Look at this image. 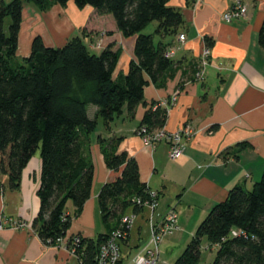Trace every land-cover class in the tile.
I'll return each instance as SVG.
<instances>
[{
  "label": "crops",
  "instance_id": "crops-1",
  "mask_svg": "<svg viewBox=\"0 0 264 264\" xmlns=\"http://www.w3.org/2000/svg\"><path fill=\"white\" fill-rule=\"evenodd\" d=\"M243 1L246 17L227 24L221 17L232 0H169L168 6L182 15L184 23L179 31L162 37L154 35L156 24L150 33H145L150 25L143 31L153 35L155 45L172 53V65L163 82L156 86L148 82L143 88V104L132 116L124 109L105 124L97 116V108L88 106L89 119L96 118L89 146L85 147L93 166L92 192L80 213L72 218L65 239L76 234L95 239L107 232L97 196L102 185L120 175L122 168L108 169L102 153L116 141V153L134 159L140 182L158 195L154 212L143 208V213L134 217L127 243L130 248L147 239L149 231L141 216L151 215L156 220L172 209L178 229L167 239L174 235L179 240L193 237L209 210L233 187L250 189L260 179L264 169V50L258 44V33L264 23V0ZM29 5L33 7L28 11L24 8L22 13L17 58L29 55L35 37L41 38L46 47L58 48L78 36L96 55L109 46L118 51L112 78L126 75L129 63L135 60L136 37L124 38L111 16H99L90 7L79 9L71 1L63 7L52 4L48 11ZM180 33L185 36L183 42L178 40ZM97 35L96 49L90 44ZM203 46L209 48L210 56L202 77L197 79ZM151 105L166 109L164 131L172 133L183 125L190 128L178 159L169 157L165 141L149 148L137 135ZM39 179V153L23 170L17 190H10L7 177L0 175V264H81L64 244L46 245L31 228L39 210ZM73 210L68 203L67 212L72 214ZM131 215L128 209L125 216ZM11 223H23L24 227L10 228Z\"/></svg>",
  "mask_w": 264,
  "mask_h": 264
},
{
  "label": "trees",
  "instance_id": "trees-1",
  "mask_svg": "<svg viewBox=\"0 0 264 264\" xmlns=\"http://www.w3.org/2000/svg\"><path fill=\"white\" fill-rule=\"evenodd\" d=\"M70 1L79 9L90 7L99 16H111L124 38L136 37L135 60L129 63L125 76L112 78L118 51L109 46L96 55L78 36L58 48L46 47L41 38L35 37L29 55L17 58L24 5L46 10L52 4L63 7ZM168 2L0 0V175L7 177L10 190H17L23 170L39 153V210L31 228L44 244L56 245L57 240L65 238L72 218L91 196L93 166L85 147L89 146L96 118L89 119L88 106L97 108V116L105 124L124 109L132 116L143 104V88L148 82L159 85L171 67L172 57L166 56L165 47L155 45L152 34L143 33L151 23H156L154 35L179 31L184 23L182 15ZM258 44L264 50V23ZM166 118V109L151 105L139 127L158 131L165 126ZM117 143L102 150L108 169L122 168L114 181L102 185L97 196L107 232L95 239H81L77 247L81 264H96L100 244L113 231L123 230L128 239L129 229L122 223L126 211L139 215L143 213L142 204L151 201L147 187L139 180L136 161L117 154ZM139 199L141 205L136 202ZM68 203L74 208L72 214L67 212ZM203 239L209 247L217 248L211 264H264V169L250 189L233 187L209 210L173 264H198Z\"/></svg>",
  "mask_w": 264,
  "mask_h": 264
},
{
  "label": "built area",
  "instance_id": "built-area-1",
  "mask_svg": "<svg viewBox=\"0 0 264 264\" xmlns=\"http://www.w3.org/2000/svg\"><path fill=\"white\" fill-rule=\"evenodd\" d=\"M198 1V0H197ZM247 14V5L243 0H232L230 7L222 14V21L230 24L234 21L244 19ZM178 40L183 42L185 36L180 33ZM168 58L172 57V53L166 52ZM210 51L207 46H203L202 53L199 59V70L196 71L195 76L197 79L202 77V72L208 64V58ZM137 135L140 137L143 146L153 148L158 142L165 141L169 145V157L174 160L178 159L184 152L185 141L189 138L190 128L187 125H183L175 132L169 133L163 129L158 131H150L146 127H139L136 130ZM148 196L151 201L144 202L142 207H151L152 211L156 207L157 193L155 191L147 190ZM141 205L140 199L136 201ZM135 216H125L122 219V223L130 230ZM151 226L148 232V237L145 244L138 249L133 264H157L160 255V246L162 244V238L178 229L176 223V215L172 209H169L163 216L155 221L150 217ZM17 227H23V223H17ZM126 234L123 230H116L110 233L103 243L100 244L96 254V264H117L120 259L119 246L117 241L125 239ZM83 237L81 235H73L69 240L68 249L70 252L77 253V247L80 244ZM64 242L65 238L57 240V242Z\"/></svg>",
  "mask_w": 264,
  "mask_h": 264
},
{
  "label": "rangeland",
  "instance_id": "rangeland-1",
  "mask_svg": "<svg viewBox=\"0 0 264 264\" xmlns=\"http://www.w3.org/2000/svg\"><path fill=\"white\" fill-rule=\"evenodd\" d=\"M10 1H12V0H4V3H9ZM21 1H22V3H24V0H21ZM199 1L200 0H198L197 2H199ZM29 7H33V6L32 5H29V4H25L24 5V8L26 9V11H28ZM60 9L61 8H59V11H60ZM40 11H42V10H40ZM241 20H243V19H241ZM8 22H9V20L6 19L5 20V26L8 24ZM234 22H236V21H234ZM104 24L106 25V24H108V22L104 21ZM155 24L156 23H151L150 24V28L148 27L145 30V33H150L151 32V29H152V26L155 25ZM98 41H99V36L97 35L95 37L94 41L91 42L90 46L92 48H96L97 49V47H99ZM92 107H91V109H92ZM91 109H89V114L90 115H91V112H92ZM157 206H158V204L153 209V212L157 209ZM144 208L147 209V210L149 209L151 211V213H152V208L151 207L146 206ZM150 217H151V215L150 216L148 215L147 217L141 216L142 219H145V222L146 223H144L145 224L144 227L148 228V231H149L150 226L152 224L151 223V220H150ZM16 225H17V223H11L10 224V228L22 229L24 227V224H23V227L21 226V228L17 227ZM174 231H176V230H174ZM171 233L168 234L167 236H165L164 238H162V244L160 246V255H159V260H158V263L157 264H173L174 261L183 252V250L185 249V247L188 245V243L192 239L191 236H187L186 238L184 237L181 240H179V239H177V235L170 236L167 239V237L169 235H171ZM69 240H70L69 238L68 239H65V242L62 241V242L57 243L56 245H59V246H64L65 245L64 247H67V249H68L69 242H67V241H69ZM128 241L129 240L126 239V238L125 239H122L120 241H117V245L119 246V251H120V259H119V261L121 260V264H133L132 263L133 262V259L135 258L136 253L138 251V249H136L134 247L133 248L132 247L130 248L129 247V244H127ZM144 244H145V242L142 244V246ZM201 247H202V249H201V257H200V261H199L198 264H211L212 261H213V259H214V257H215L217 248L215 246L209 247V244L207 243V241L205 239L202 240ZM133 249H136V251L135 252H132ZM69 252H70V250H69ZM70 254L73 255L75 258H77L78 261H80V259H79V257H78V255H77L76 252H74V253L70 252Z\"/></svg>",
  "mask_w": 264,
  "mask_h": 264
}]
</instances>
